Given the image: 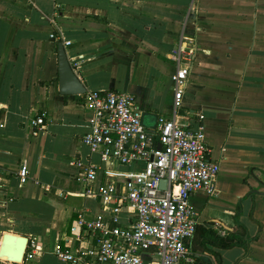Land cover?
<instances>
[{
	"label": "crops",
	"instance_id": "obj_1",
	"mask_svg": "<svg viewBox=\"0 0 264 264\" xmlns=\"http://www.w3.org/2000/svg\"><path fill=\"white\" fill-rule=\"evenodd\" d=\"M60 42L86 93L133 95L150 131L173 111V51L182 43L192 52L180 113L202 115L219 174L213 196L190 198L197 218L190 248L240 224L245 246L206 247L219 264H264V0H0V264H65L54 246L81 213L88 220L101 213L84 194L78 164L96 166L99 180L109 165L80 143L91 117L86 93L59 91ZM42 112L45 127L33 136Z\"/></svg>",
	"mask_w": 264,
	"mask_h": 264
},
{
	"label": "built area",
	"instance_id": "obj_2",
	"mask_svg": "<svg viewBox=\"0 0 264 264\" xmlns=\"http://www.w3.org/2000/svg\"><path fill=\"white\" fill-rule=\"evenodd\" d=\"M50 38L60 40L53 33ZM172 57L177 65L173 111L159 116L153 131L145 128L143 109L133 95L117 90L84 95L91 117L80 143L109 166L99 180L96 166L78 164L84 194L98 202L101 213L89 220L81 213L65 242L54 246L52 254L65 264H196L189 245L197 226L190 198L199 191L214 195L219 164L209 158L202 115L193 120L180 113L192 52L181 43ZM46 120L44 112L32 119L33 136ZM27 176L23 162L19 183ZM122 215L129 216L128 223L120 222ZM28 248L35 255V239Z\"/></svg>",
	"mask_w": 264,
	"mask_h": 264
},
{
	"label": "trees",
	"instance_id": "obj_3",
	"mask_svg": "<svg viewBox=\"0 0 264 264\" xmlns=\"http://www.w3.org/2000/svg\"><path fill=\"white\" fill-rule=\"evenodd\" d=\"M224 231L226 235L223 237L213 233L202 235L203 239L201 242L193 244L192 250L194 251L195 249L198 251L197 249H201L202 253L214 258V261L211 262L209 260L207 264H219L220 260L218 254L211 251L206 246H211L212 248L219 250H226L234 247L245 246L250 241V238L247 237L246 230L240 224H236L234 228H224ZM200 259V257H196V264H198Z\"/></svg>",
	"mask_w": 264,
	"mask_h": 264
},
{
	"label": "water",
	"instance_id": "obj_4",
	"mask_svg": "<svg viewBox=\"0 0 264 264\" xmlns=\"http://www.w3.org/2000/svg\"><path fill=\"white\" fill-rule=\"evenodd\" d=\"M58 47V84L59 91L62 95H81L86 93V90L80 80L77 78L71 65L67 60V56L63 47V43L60 42ZM144 116V115H143ZM144 123V117L142 119ZM145 124V123H144ZM165 182L161 181L160 187L164 188ZM7 243L14 244L16 238L11 234H5L4 239ZM5 255H12V251L6 252ZM209 259L207 257H201L198 264H207Z\"/></svg>",
	"mask_w": 264,
	"mask_h": 264
}]
</instances>
